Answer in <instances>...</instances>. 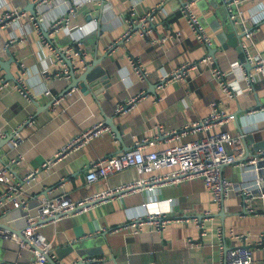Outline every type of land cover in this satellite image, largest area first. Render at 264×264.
<instances>
[{"label":"crops","instance_id":"obj_1","mask_svg":"<svg viewBox=\"0 0 264 264\" xmlns=\"http://www.w3.org/2000/svg\"><path fill=\"white\" fill-rule=\"evenodd\" d=\"M183 1L187 0H0V17L11 6L32 15L28 10L32 3L44 33L52 21L64 15L69 5L76 2V17L68 28L53 35V45L64 47L77 43L84 51L88 65L101 58L95 69L105 76L98 83L99 92L82 91L78 85L67 88L71 78L59 76L62 68L67 66L65 61V65L60 63L43 45L35 25L26 15L3 23L0 26V66L1 61L13 57L9 69L14 78L19 68L17 61H22L25 81L35 97L25 99L11 83L0 89V127L9 135L16 128L22 137L16 146H11L10 139L4 141L8 135L0 138V164H7L21 154L22 158L10 165L13 175L20 177L52 157L80 130L97 121H105L109 116L120 132V139L109 132L102 133L52 166L40 169L35 181L21 196L3 199L0 223L6 225L4 228L20 234L19 197L34 207L40 195L53 192L62 176L70 180L72 189L80 190L85 181V165L92 159L128 148L132 135L151 136L157 123L165 129L180 128L203 117L210 102L219 97L218 84L208 67L185 80L160 83L163 73L203 54L215 57L234 92L233 97L222 100L224 109L234 115L223 129L231 134L241 132L248 153L264 150V72L248 89L244 70L250 67L240 50L241 37L237 45L226 43L232 22L222 0H194L198 19L212 40L209 48L200 45L192 35L181 14ZM259 2L264 4V0H245L231 4V9L241 11V16L233 23L237 32L249 27L253 29L250 53L264 62V17L258 22L251 18ZM131 12L135 15L150 12L153 16L148 20L151 32L144 37L134 33L129 39L120 40L128 27L127 16ZM177 30L182 35L179 39L173 38ZM20 37L24 41L9 44V39ZM131 59H139L145 65L148 70L146 80H140L133 73ZM46 88L62 97L58 104L53 105L43 94ZM141 91L144 95L137 99L133 108L115 111L118 103ZM200 135V132H190L180 140ZM165 145L161 139L148 149ZM222 170L240 179L238 168L227 164ZM137 177L135 169L126 168L98 183L103 181L113 186ZM2 189L0 183V193ZM143 202L148 206L144 207ZM252 204L255 211L243 213V201L235 191H230L219 204L214 203L202 179L197 177L162 186L153 194L144 190L115 197L78 215L44 225L40 230L47 239H53L52 251L58 264H93L88 261L91 256L100 257L99 264H218L217 227L221 226L227 247L245 244L251 249L252 264H264V198H256ZM148 208L161 209L171 215L186 212L196 220L172 223L161 231L147 226L138 233L129 229L110 230L131 218L145 215ZM199 219L203 220L204 227L200 226ZM229 229L245 235L244 242L237 243L228 234ZM30 260L31 253L27 249H20L14 239L0 235V261L29 264ZM46 264L50 263L47 261Z\"/></svg>","mask_w":264,"mask_h":264},{"label":"built area","instance_id":"obj_2","mask_svg":"<svg viewBox=\"0 0 264 264\" xmlns=\"http://www.w3.org/2000/svg\"><path fill=\"white\" fill-rule=\"evenodd\" d=\"M222 1L227 8L231 22H236L241 16V11L238 9L233 11L231 4H238L245 0ZM193 5L194 0L183 1L181 14L195 39L200 45L209 48L212 42L211 37L199 21ZM77 13L78 4L72 2L64 15L57 17L49 24L45 35L39 27L35 14L27 15L25 11L11 6L0 17V26L10 19L26 15L27 19L35 25L37 33L42 38L43 45L52 51L54 57L64 65V58H70L73 61L74 69L78 71L87 64L84 51L79 45L77 43L64 47L53 45V35L62 29L68 28ZM152 17L150 12L141 15H135L134 12H131V15L127 16L128 27L121 34L120 40H127L134 33L141 37L150 33L148 20ZM263 17L264 4L259 2L256 4L251 18L253 21L258 22ZM253 32L250 27L245 28L243 37L241 36L239 42L245 63L250 67L248 70H244V80L248 89L253 87L252 83L264 72L263 60L250 53ZM173 36V38L179 39L182 35L177 30ZM22 41H24V38L20 37L18 39L11 38L8 42L12 44ZM130 61L133 73L140 80H146L148 70L145 65L139 59H131ZM17 65L19 67L18 73L12 81L5 78L0 66V89L11 83L25 99L32 100L35 95L25 81L22 61H17ZM242 65L243 63H241ZM204 67H208L213 78H215L219 88V97L210 102L208 112L203 117L185 123L180 128L165 129L157 123L151 136L136 137L132 135V143L128 148L92 159L85 165V181L80 190L72 189L70 180L62 176L53 187V192L50 194L45 192L40 195L34 207H31L25 198L19 197L17 203L21 210L22 220L20 234L17 235L15 231L8 228H0V235L14 239L20 249H27L31 253L29 264H46L47 255H50L53 259L55 257L52 251L53 239L45 237L40 230L42 226L54 224L64 217L78 215L115 197H122L132 192L144 190L153 194L162 186L175 185L197 177L202 179L204 187L214 203L219 204L230 191H235L243 201L242 212L245 214L254 212L253 200L264 198V150L259 149L253 153H248L243 145L241 132L231 134L228 130L223 129L226 123L234 119V115L224 109L222 100L233 97L234 92L229 86L225 72L217 66L215 57L211 54H203L195 60L180 62L170 71L161 75L160 83L164 84L173 79L185 80L201 71L202 68L204 69ZM59 76L69 77L67 66L62 68ZM47 77L45 75V78ZM43 94L50 98L53 105L58 104L62 98L59 95L52 94L48 88L43 91ZM142 95H144V91L118 103L115 111L124 112L133 108L137 99ZM104 132H109L115 138V134L104 121L93 123L72 136L52 157L43 160L39 166L28 169L20 177L13 175L10 165L20 160L22 158L21 154L12 158L7 164H0V183L3 184L0 202L6 198L11 199L15 198L16 195H22L27 187L35 181L40 169L52 166L60 158L86 145ZM190 132H200L201 135L186 141L180 140L183 135ZM6 135L9 134L0 127V138ZM161 139L166 142L165 146L159 149H148L149 146L161 141ZM21 140L22 137L18 130L13 129L9 140L11 146H16ZM227 164L239 169L240 179H235L233 174L223 173L222 167ZM126 168L135 169L138 177L113 186L103 181L98 183L109 175ZM142 205L146 207L148 203L143 202ZM190 220H196V218L186 212L180 215H171L161 209L152 210L148 208L145 215L131 218L129 221L111 227L110 230L129 229L133 233H138L147 226L151 230L161 231L172 223H184ZM199 224L204 227L203 220L199 219ZM228 234L237 243L238 241L244 242L246 237L243 234L235 233L232 229H229ZM262 240L264 241V238ZM217 245L219 248L218 264H252L251 249L245 244L227 247L225 231L221 226L217 227ZM100 260L101 258L97 256L88 258V261L93 264H99ZM0 264L6 263L0 261Z\"/></svg>","mask_w":264,"mask_h":264},{"label":"water","instance_id":"obj_3","mask_svg":"<svg viewBox=\"0 0 264 264\" xmlns=\"http://www.w3.org/2000/svg\"><path fill=\"white\" fill-rule=\"evenodd\" d=\"M224 4V3H223ZM28 10L32 13L35 14L33 4H29ZM243 31L237 32L236 27L232 23L231 25V31L228 33V40L226 43H231L232 45H237L238 40L240 39L241 36H243ZM46 35V33H45ZM225 43V44H226ZM241 50V49H240ZM209 51H212V48L209 49ZM13 59V57H10L9 60L2 62L1 61V67L4 69V76L6 79H13V76L11 74V71L9 69V63ZM100 57L96 58V61H93L92 64L88 65L81 69V71L76 74L75 72L77 70L74 69L73 67V62L70 58H64L65 63L68 67V75L71 78L70 82L67 85V88H71L72 86L78 85L82 91H91V92H99L98 90V83H100L101 80H104L105 76L103 73L96 72L97 70L95 69V65L100 61ZM79 71V70H78ZM99 71V70H98ZM99 96V95H97ZM111 129V131L115 134L116 138L120 139V132L115 126V124L112 121V118L109 116L105 119L104 121ZM11 135H8L4 137V141H8L10 139ZM6 225L4 223H0V228H4ZM47 261L50 264H58L55 259H53L50 255H47Z\"/></svg>","mask_w":264,"mask_h":264}]
</instances>
